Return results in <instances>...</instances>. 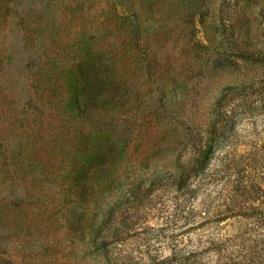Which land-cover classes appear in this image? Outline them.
Masks as SVG:
<instances>
[{"label":"rangeland","instance_id":"1","mask_svg":"<svg viewBox=\"0 0 264 264\" xmlns=\"http://www.w3.org/2000/svg\"><path fill=\"white\" fill-rule=\"evenodd\" d=\"M261 1L0 0V264H101L87 244L51 222L49 207L32 206L40 177L58 172V157L45 146L60 151L68 140L44 80L60 58L89 50L107 67L115 95L124 94L116 128H128L133 140L117 191L123 207L128 182L154 183L177 164L167 133L201 132L221 90L260 72L254 58L264 54ZM239 48L251 52L252 63L234 56ZM251 126L242 125V134ZM246 139L261 158H246L244 179L263 188L264 113ZM41 183L45 194L54 189L53 180ZM175 192L158 195L146 210L139 249L161 250L189 226L171 215L182 198L176 192L173 199Z\"/></svg>","mask_w":264,"mask_h":264},{"label":"trees","instance_id":"2","mask_svg":"<svg viewBox=\"0 0 264 264\" xmlns=\"http://www.w3.org/2000/svg\"><path fill=\"white\" fill-rule=\"evenodd\" d=\"M259 16L264 23V0ZM248 54V49L239 48L234 56L252 63ZM254 59L260 72L221 90L201 132H177L173 137L167 133L164 141L174 143L177 164L164 167L154 183L128 182L125 205L120 207L117 191L121 176L128 173L127 152L133 140L128 128H116L124 94L115 95L107 67L89 50L61 57L55 73L48 71L50 78L44 80L52 87L48 94L54 100L49 103L58 110L59 125L66 121L68 140L60 151L45 146L58 157L59 167L50 180L40 177L32 192L33 208L49 207L51 222H59L71 239L87 244L101 264H264V187L252 177L244 179L250 173L246 158H261L255 141L246 139L264 113V54ZM52 77L62 83L53 87ZM245 124L252 125L250 134H242ZM38 140L43 142L42 137ZM51 180L56 185L45 194L41 182ZM172 191L182 198L176 192L172 196L179 201L171 215L189 226L161 250L139 249L135 241L146 210L155 197ZM5 201L1 205L10 207Z\"/></svg>","mask_w":264,"mask_h":264}]
</instances>
